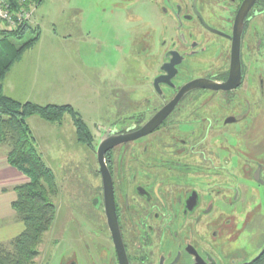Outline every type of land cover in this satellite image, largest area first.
Returning <instances> with one entry per match:
<instances>
[{
	"label": "flooded vegetation",
	"instance_id": "af4514ba",
	"mask_svg": "<svg viewBox=\"0 0 264 264\" xmlns=\"http://www.w3.org/2000/svg\"><path fill=\"white\" fill-rule=\"evenodd\" d=\"M117 8L136 20L133 56L149 92L114 93L123 108L108 130L129 138L105 152L112 194L96 162L48 264H247L257 254L246 239L256 245L264 234V0ZM236 55L235 87L198 86L225 83ZM190 83L154 129L135 136Z\"/></svg>",
	"mask_w": 264,
	"mask_h": 264
},
{
	"label": "rangeland",
	"instance_id": "374dc122",
	"mask_svg": "<svg viewBox=\"0 0 264 264\" xmlns=\"http://www.w3.org/2000/svg\"><path fill=\"white\" fill-rule=\"evenodd\" d=\"M118 2L120 0H41L33 5L28 23L38 26L39 37L29 49H49L48 57L44 59L48 68L44 81L50 83L46 84L48 100L53 104L70 105L92 137L90 147L84 143H79L76 148L68 144L63 153L42 149V158L54 174L56 211L50 229L42 236L34 264H48L52 239L65 224L72 196L83 193L84 184L93 177L96 148L123 108L112 99L114 93L126 100L133 89L144 94L149 92L146 81L142 80L143 59L138 62L133 56L136 20L131 12H120ZM33 34L27 30L21 39L13 42L19 46ZM63 119L64 129L73 126L68 113ZM53 129L51 126L49 131ZM64 131L67 134L68 131ZM69 166L73 168L66 170ZM262 215L264 217V208ZM262 228L264 233V219ZM246 242L247 254L256 255L264 243V234L256 245L249 239ZM0 246L11 248L9 243Z\"/></svg>",
	"mask_w": 264,
	"mask_h": 264
},
{
	"label": "trees",
	"instance_id": "16d2710c",
	"mask_svg": "<svg viewBox=\"0 0 264 264\" xmlns=\"http://www.w3.org/2000/svg\"><path fill=\"white\" fill-rule=\"evenodd\" d=\"M30 1L36 4L41 0ZM27 30H31L33 36L16 46L13 40L21 39ZM38 37V26L29 23L0 30V143L8 146L7 162L29 179L27 183L15 187L16 199L12 202V208L24 228L10 241V249L0 246V264H34L42 236L55 219L54 174L38 152L26 118L37 115L47 121L60 122L68 113L77 140L89 147L92 145V137L85 123L70 105L20 102L4 93L6 72L25 50L36 43ZM247 264H264V251Z\"/></svg>",
	"mask_w": 264,
	"mask_h": 264
},
{
	"label": "crops",
	"instance_id": "0c3cea01",
	"mask_svg": "<svg viewBox=\"0 0 264 264\" xmlns=\"http://www.w3.org/2000/svg\"><path fill=\"white\" fill-rule=\"evenodd\" d=\"M48 50L27 49L11 65L3 79V91L7 96L20 102L30 101L40 105L50 103L48 100L49 88L46 87V84L50 83L44 81L48 72L44 60L48 57ZM63 122L64 119L60 122L47 121L40 119L37 115L26 118V123L41 157L43 148H47L51 152L56 150V152L63 153L68 144L76 148L81 143L77 140L74 125L64 129ZM51 126L54 129L49 131ZM64 130L68 131L67 134ZM7 151L8 146L5 143H0V235H3L0 237V245L10 244V241L24 228L23 222L12 208V202L16 199L15 187L25 184L29 180L26 175L7 162ZM71 168L73 167L69 166L66 170Z\"/></svg>",
	"mask_w": 264,
	"mask_h": 264
},
{
	"label": "water",
	"instance_id": "95a60500",
	"mask_svg": "<svg viewBox=\"0 0 264 264\" xmlns=\"http://www.w3.org/2000/svg\"><path fill=\"white\" fill-rule=\"evenodd\" d=\"M235 64H236L235 72L231 73L230 78L225 83L215 84L212 86L210 84H202L201 83L198 86L199 87H211L213 89H219V88L231 89V88L235 87L238 84V79L240 77V75H239V73H240L239 72V62H238L237 55L235 56ZM193 84L194 83H190L186 87L182 88V90H180V92L174 97V99L172 101H170L168 104L163 106L159 111H157L154 114V116L149 121H147L138 130V132L135 134V136H140V135L146 134L149 131H151L152 129H154L165 118V116L171 111V109L174 107V105L176 104L179 97L185 91L189 90V88L194 86ZM128 138L129 137L127 136V134L113 135L110 132V130H108L107 133L100 140V142L96 148V151H95L97 162L100 166V170H101L103 178H104V184H105L106 192L109 193L110 195L112 194L111 181H110L109 171H108L107 166H106L105 161H104L105 152L107 150H109L112 146H114L120 142H124V141L128 140ZM263 251H264V245H263L262 249L260 250V252L257 254V256Z\"/></svg>",
	"mask_w": 264,
	"mask_h": 264
},
{
	"label": "built area",
	"instance_id": "2783aa9c",
	"mask_svg": "<svg viewBox=\"0 0 264 264\" xmlns=\"http://www.w3.org/2000/svg\"><path fill=\"white\" fill-rule=\"evenodd\" d=\"M33 5L28 0H0V30L31 22Z\"/></svg>",
	"mask_w": 264,
	"mask_h": 264
}]
</instances>
